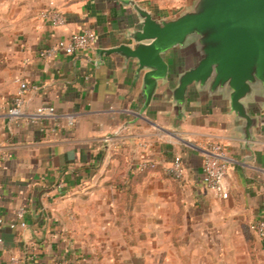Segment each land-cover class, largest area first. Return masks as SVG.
<instances>
[{
    "label": "crops",
    "instance_id": "1",
    "mask_svg": "<svg viewBox=\"0 0 264 264\" xmlns=\"http://www.w3.org/2000/svg\"><path fill=\"white\" fill-rule=\"evenodd\" d=\"M49 1L0 0V264L14 255L24 264H264V239L250 227L264 219V99L247 101L257 119L250 140L227 98L206 99L195 86L179 115L170 90L189 60L171 52L170 77L141 113L144 72L100 55L132 42L124 34L140 27L134 8L54 0L66 19L55 26L40 16ZM87 27L97 33L91 48L41 55ZM20 80L32 87L23 114L10 118ZM41 104L57 116L34 119ZM213 142L230 160L226 199L202 179ZM178 155L182 181L168 172ZM140 159L157 165L142 172ZM21 207L26 225L12 227Z\"/></svg>",
    "mask_w": 264,
    "mask_h": 264
},
{
    "label": "water",
    "instance_id": "2",
    "mask_svg": "<svg viewBox=\"0 0 264 264\" xmlns=\"http://www.w3.org/2000/svg\"><path fill=\"white\" fill-rule=\"evenodd\" d=\"M122 1L137 12L140 27L124 34L131 43L102 48L100 55L133 60L137 73L144 72L140 112L150 105L159 81L170 77L167 56L181 53L189 62L170 90L176 113L183 114L188 92L195 86L206 99L227 98L250 140L257 119L247 101L255 94L264 99V0H190L172 17L156 15L137 0Z\"/></svg>",
    "mask_w": 264,
    "mask_h": 264
},
{
    "label": "built area",
    "instance_id": "3",
    "mask_svg": "<svg viewBox=\"0 0 264 264\" xmlns=\"http://www.w3.org/2000/svg\"><path fill=\"white\" fill-rule=\"evenodd\" d=\"M40 16L49 20L53 25H62L65 23V15L58 8L54 0H50L48 5L40 12ZM97 38L95 29L87 27L74 31L67 38L58 40L53 46L41 52L44 57L49 56L55 51H61L65 54H75L91 48ZM31 84L26 80H20L19 89L13 97L12 104L7 111L10 118H17L23 114V106L26 101V93L31 89ZM57 116L56 108L53 105L41 104L32 114L34 119L42 117ZM66 118L70 123L74 122L75 115L67 114ZM146 146V143L142 144ZM157 163L154 160L140 159L137 164L139 170H149L155 168ZM230 160L227 156L226 146L220 142H213L205 150L202 162V179L205 185L215 192L221 198H229L230 189L226 179L230 170ZM168 172L176 181H182L186 174V164L180 155L176 156L168 167ZM61 188L63 183L58 184ZM19 221L12 223V227L17 225L25 226V209L21 207L18 210ZM1 222V220H0ZM252 231L261 239H264V219H258L251 224ZM32 256V255H31ZM10 264H24L19 256H12Z\"/></svg>",
    "mask_w": 264,
    "mask_h": 264
},
{
    "label": "rangeland",
    "instance_id": "4",
    "mask_svg": "<svg viewBox=\"0 0 264 264\" xmlns=\"http://www.w3.org/2000/svg\"><path fill=\"white\" fill-rule=\"evenodd\" d=\"M144 5L156 7L166 13L176 16L181 14L187 7L190 0H138Z\"/></svg>",
    "mask_w": 264,
    "mask_h": 264
},
{
    "label": "trees",
    "instance_id": "5",
    "mask_svg": "<svg viewBox=\"0 0 264 264\" xmlns=\"http://www.w3.org/2000/svg\"><path fill=\"white\" fill-rule=\"evenodd\" d=\"M142 172H146V170H141Z\"/></svg>",
    "mask_w": 264,
    "mask_h": 264
}]
</instances>
